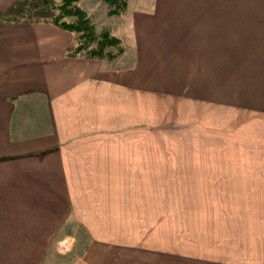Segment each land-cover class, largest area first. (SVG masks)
<instances>
[{
    "label": "crops",
    "instance_id": "1",
    "mask_svg": "<svg viewBox=\"0 0 264 264\" xmlns=\"http://www.w3.org/2000/svg\"><path fill=\"white\" fill-rule=\"evenodd\" d=\"M126 1L112 61L72 56L50 22L0 23V264H242L178 241L185 189L238 190L226 216L264 220V4ZM154 95L178 125L198 110L207 165L162 147Z\"/></svg>",
    "mask_w": 264,
    "mask_h": 264
},
{
    "label": "rangeland",
    "instance_id": "2",
    "mask_svg": "<svg viewBox=\"0 0 264 264\" xmlns=\"http://www.w3.org/2000/svg\"><path fill=\"white\" fill-rule=\"evenodd\" d=\"M80 1V0H79ZM81 9L85 11L94 26V30L96 34H100L106 29H109L110 32L116 36V34L112 32V27H118L117 22H123L122 16H110L107 14L108 6L103 1L99 0L100 3H87L85 4V8L81 7ZM164 1V0H163ZM167 2L172 3H182L181 0H166ZM187 3H200V4H264V0H185ZM135 2V1H134ZM133 2V3H134ZM33 13L38 16L47 17L50 13H46L43 10H34ZM53 14V13H51ZM55 14V13H54ZM119 19H118V18ZM116 20V21H114ZM120 39V44L124 48H128V39H124V36H117ZM112 52H116V47H111ZM122 52V53H123ZM121 53V54H122ZM120 54V55H121ZM119 56V55H118ZM117 56V57H118ZM154 95V132H157L162 139V147L165 148L168 145L169 149H173L174 153H176L177 149H183L185 152V166L191 164V159L189 155L195 153L196 163L207 165L208 161V149H209V141L207 134H200L199 128L201 124L198 118H194V112L198 113V110H190L192 107H188L186 105V113L189 116H185V125L177 124V107L175 100H170L165 102L164 97H160ZM166 98V97H165ZM165 110L162 107H166ZM161 108H159V107ZM188 107V108H187ZM190 108V109H189ZM191 115V116H190ZM202 119V118H200ZM180 124V123H179ZM167 140L165 142V138ZM222 143V142H221ZM240 142L237 144L239 145ZM240 148V145L238 146ZM190 154H189V153ZM202 156L201 158L199 156ZM177 156L173 157L174 163L172 162V157L170 158V164H177ZM184 196L185 205L183 213L176 216V219L168 222L169 228L174 230L178 236V241L185 245L186 249H191L195 251L201 252V254H212V250H214L217 254L223 257L224 252L229 255V257H234V262L237 263L240 261L242 264H258L256 261L252 260L254 256L251 254L253 250L259 258L264 257V220L254 221L255 219L250 220L248 216L244 213L241 215H236L235 213L226 216L227 213H231L234 209L239 211L236 206L231 203H224V195L225 192H228V197H231L238 192V190L229 189H185ZM200 197V205H193L192 201L195 197ZM214 196L219 203L217 204V210H215L214 205L210 204V198ZM197 200V198H196ZM171 216V215H170ZM264 216V215H262ZM164 224V222H163ZM164 227V226H163ZM239 238V240L237 239ZM254 238H258L255 240ZM238 240L235 244L234 240ZM246 239L245 241H242ZM255 241L254 246L252 247V242ZM1 243V241H0ZM2 243H7L4 241ZM258 244V246H257ZM236 248L237 252L230 253L226 252V250ZM242 250L243 252L239 251ZM222 250V251H220ZM7 255V254H6ZM5 254H0V256H4L6 260ZM49 254H46L48 257ZM53 257V256H52ZM0 259V261H2ZM238 260V261H237Z\"/></svg>",
    "mask_w": 264,
    "mask_h": 264
},
{
    "label": "trees",
    "instance_id": "3",
    "mask_svg": "<svg viewBox=\"0 0 264 264\" xmlns=\"http://www.w3.org/2000/svg\"><path fill=\"white\" fill-rule=\"evenodd\" d=\"M78 1L39 0L31 2L21 0L14 12L8 14L0 12V23L47 21L59 29L76 34L74 45L69 52L72 56L90 60H114L123 52L120 39L114 36L109 29L99 35L96 34L90 17L80 8ZM101 1L107 4V14L110 16H121L126 13V0ZM38 9L50 14L47 17L35 15L33 11ZM111 47H116V52H112Z\"/></svg>",
    "mask_w": 264,
    "mask_h": 264
}]
</instances>
